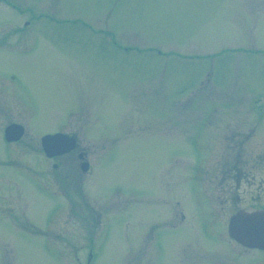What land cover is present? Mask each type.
Returning <instances> with one entry per match:
<instances>
[{
  "label": "rangeland",
  "instance_id": "374dc122",
  "mask_svg": "<svg viewBox=\"0 0 264 264\" xmlns=\"http://www.w3.org/2000/svg\"><path fill=\"white\" fill-rule=\"evenodd\" d=\"M259 14L264 0H0V264H264L188 182L209 121L264 102ZM65 115L88 173L75 151L43 154ZM11 121L25 133L7 144ZM183 199L194 214L164 219Z\"/></svg>",
  "mask_w": 264,
  "mask_h": 264
},
{
  "label": "flooded vegetation",
  "instance_id": "af4514ba",
  "mask_svg": "<svg viewBox=\"0 0 264 264\" xmlns=\"http://www.w3.org/2000/svg\"><path fill=\"white\" fill-rule=\"evenodd\" d=\"M251 5L253 8L255 3L253 2ZM251 5L248 4L246 7L250 9ZM256 16L262 18L264 14ZM239 49L242 50L243 48L240 47ZM247 51L249 52V49ZM235 52L239 51L235 50ZM18 82L20 83L18 77H16L14 73H9L4 80V86L17 84ZM3 93L6 94L4 91ZM10 95L14 98L12 94ZM250 101L247 99L245 102ZM253 101L254 100L252 99L253 106L249 104L246 110L247 112L245 113H236L237 110L235 109L232 114L222 115L219 116L218 120L209 121V124L214 123L215 130L212 129V131H208L206 137L203 139L207 154L205 155V160L201 165L202 168L199 173L201 179L200 181L188 180L189 184L191 183L193 187H195L194 185H197L199 188V190L195 192L196 194H190L191 200H193L192 203L194 204L193 208H196L198 212L201 210L204 211L202 200L207 205L205 211H207L208 215L213 217L221 214L225 215L229 209V212L231 211V213L228 217H231L233 214L240 211H264V102H262L263 104L261 107H258L259 101ZM20 106L23 109H26L22 104H20ZM255 111H257V113H255ZM28 118L30 122L29 113ZM71 119L72 117L65 115L63 119L59 120L56 128L41 130L43 132H41L42 134L40 138L42 139L46 135L65 134L74 138L75 147L69 152H65L61 155H54L53 157L46 156L43 149L42 151L45 157L51 160L60 157L62 158L75 151V159L80 162L79 168L82 171V163L84 161L88 162L87 155L78 144V139L82 132V126L80 125L79 129L77 128L78 130L74 131V133L67 132L66 121ZM15 124L19 123L11 121L5 125L2 130L3 139L7 144H11L13 142H8L5 139L6 129L10 126L13 128L12 125ZM24 133L25 129L22 137ZM67 147L68 145L65 144L64 148ZM72 155L70 156L71 158H69L71 162ZM192 166L195 167L193 163ZM57 167L58 166L54 164V168L57 169ZM197 168L195 167V169ZM91 170L92 164L89 162V169L87 173ZM178 174L179 173H176V178ZM189 178L192 180V176L190 174ZM160 197L161 196H156L157 201L160 200ZM185 198L186 194L184 199ZM184 199L181 202L175 200L174 203L176 209L182 205L183 210H176L175 213L172 211L170 215L165 212L164 219L169 218L173 222V220L180 214L182 219L181 222L183 224V222H185V217L193 213H189V211L185 209ZM211 202L220 204L221 210L213 211L211 206L208 204ZM160 206L162 207V203L157 202L156 207ZM66 208L67 206L64 204V207L62 206V211H65ZM48 218L51 220L52 214ZM53 218L55 219L56 216ZM177 227V223L172 224L170 229L173 231ZM153 237L154 239L152 240L156 241L155 236ZM90 263L91 262H88V264Z\"/></svg>",
  "mask_w": 264,
  "mask_h": 264
},
{
  "label": "water",
  "instance_id": "95a60500",
  "mask_svg": "<svg viewBox=\"0 0 264 264\" xmlns=\"http://www.w3.org/2000/svg\"><path fill=\"white\" fill-rule=\"evenodd\" d=\"M17 128V129H16ZM7 136L11 140H17L22 135L20 127L8 128ZM61 137L56 136L53 142L61 141ZM45 139L43 145L45 143ZM73 145L69 147L72 148ZM88 164H84V171ZM228 234L236 242L247 248L264 250V212L262 211H240L233 215L228 224Z\"/></svg>",
  "mask_w": 264,
  "mask_h": 264
}]
</instances>
